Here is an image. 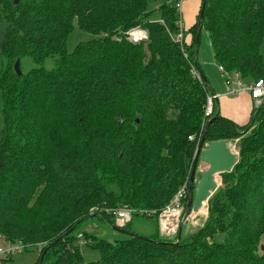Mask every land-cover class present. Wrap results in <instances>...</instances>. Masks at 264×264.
<instances>
[{
    "label": "trees",
    "instance_id": "trees-1",
    "mask_svg": "<svg viewBox=\"0 0 264 264\" xmlns=\"http://www.w3.org/2000/svg\"><path fill=\"white\" fill-rule=\"evenodd\" d=\"M13 1L0 0V239L43 245L36 264H264V104L248 125L219 115L205 134L217 107L206 120L211 88L197 61L205 31L219 67L244 83L264 79V0H202L183 45L173 0L158 7V20L152 0ZM75 23L94 38L69 54ZM138 27L148 31L146 45L126 39ZM25 59L35 67L24 71ZM204 135L205 143L237 140L239 157L221 175L203 227L185 234L183 225L177 242L161 236L155 216L156 232L142 238L85 234L101 255L85 263L77 228L90 209L160 212L190 179Z\"/></svg>",
    "mask_w": 264,
    "mask_h": 264
},
{
    "label": "built area",
    "instance_id": "built-area-1",
    "mask_svg": "<svg viewBox=\"0 0 264 264\" xmlns=\"http://www.w3.org/2000/svg\"><path fill=\"white\" fill-rule=\"evenodd\" d=\"M186 1L188 0H173L175 9L180 17V21L178 23L180 31L175 37V40L181 45H183L184 41L182 10ZM126 39L134 44L146 43L149 39L148 31L141 28H135L126 34ZM185 57L187 58L186 54ZM219 71L225 78V84L228 89V95L235 97L241 92H248L255 103V109L260 108L264 104V79H260L252 83H244L238 73L228 74L223 67H219ZM191 72L194 78L198 79L199 81L202 80L200 72L194 66H192ZM216 99L217 96L213 94L209 95L208 97L204 114L206 120L209 119L213 114V106ZM190 139L193 140V138ZM235 145L237 147V142L235 143ZM233 152L238 154V152H236L235 150H233ZM188 191L189 178L178 189L170 203L166 207H164L160 212H156L153 210L136 211L131 207L123 206L114 209H104L103 211H101L100 214L105 213L109 216H112L116 224L120 228H123L127 224L131 223L135 215L148 218H154L155 216H157L161 236L164 238L175 239L178 236V233L180 229H182L183 225H188L189 223L194 224V222L191 220L193 216H191L187 220H184L185 207L188 199ZM78 238H82V235L79 234ZM26 248L28 247L21 244L20 242L15 244L8 243L6 247H0V261L6 258H11L14 254L21 253Z\"/></svg>",
    "mask_w": 264,
    "mask_h": 264
},
{
    "label": "rangeland",
    "instance_id": "rangeland-1",
    "mask_svg": "<svg viewBox=\"0 0 264 264\" xmlns=\"http://www.w3.org/2000/svg\"><path fill=\"white\" fill-rule=\"evenodd\" d=\"M168 3L171 4V0H152V3L150 4V8L154 10V13L151 16V19L152 20L160 19L161 13L160 11H157V9L162 4H168ZM184 20L182 18L183 24L185 23ZM5 33H6V24L4 22H0V76H1L2 68H3L2 46L5 40ZM204 34H205L204 31H202L200 36ZM93 38L94 36L91 33L81 30L75 23L74 30L70 34L68 41H67V52L71 54L75 50L77 45L83 42H88L92 40ZM146 43H143V44L146 45ZM260 53L264 57V42L262 46L260 47ZM33 65L34 64L30 60L25 59L24 60V71H28L30 68L35 67V65L34 66ZM44 67L49 70L53 69L55 67V61L53 59H48L46 63L44 64ZM3 126H4V117L2 114V97L0 93V138L2 137V134H3ZM229 142H230V147L236 152H238V149L235 145L237 140L235 141L229 140ZM199 179L200 178L197 175L196 181H198ZM123 206L126 207L128 205H122L119 207H123ZM104 209L106 208H100V207L91 208L89 211V218L85 220L84 222H82L77 228V231L82 235V238H79L78 246L80 247L85 263L97 262L101 258L99 251L94 250L87 245L85 234L92 235L99 239H103V240H107L111 242L124 239V236L122 234L115 232L110 226V225H115L119 227L116 224L115 220L111 219V221H114V224H111L105 221L104 219L96 216L100 214L101 211H103ZM185 210H186V207H185ZM207 216H208V203L206 204L205 208H203L200 211L199 214L193 215V217L191 218V220L194 222V225L192 223H189L191 225L190 232L194 233V232H197L199 229H201L203 225L205 224ZM129 224H131L130 229L133 231V233H136L141 236L143 235L149 236L153 232L154 233L156 232V219L155 218H148V217H142V216L135 215L133 217L132 223H129ZM190 232H188V234ZM260 246L264 247V234L260 237ZM0 247H6V242L0 241ZM41 248L42 246L28 247L25 250H23L21 253L14 254L12 256L11 263L12 264H36L39 258V253L41 251Z\"/></svg>",
    "mask_w": 264,
    "mask_h": 264
},
{
    "label": "water",
    "instance_id": "water-1",
    "mask_svg": "<svg viewBox=\"0 0 264 264\" xmlns=\"http://www.w3.org/2000/svg\"><path fill=\"white\" fill-rule=\"evenodd\" d=\"M20 1L21 0H14L13 2L16 5ZM203 14L204 11L202 9L199 17L200 22L203 19ZM14 70L17 75H22V72L20 70V60L16 61ZM218 116L219 112H217L215 117H213L206 123L205 134L209 125L212 124L218 118ZM238 157V154L233 152V150L231 149L229 140H220L205 143L204 135L197 147L194 157L193 167L189 179V191L186 210L184 213V220H187L193 215L199 214L200 211L205 208L209 199L221 186V175L224 173H230L233 170V168L237 164ZM199 171L201 172V177L198 181H196V176ZM110 226L115 232H118L122 235L132 238H142L141 236L129 232L124 228H120L115 225ZM190 229L191 225L188 224L185 229V234H188ZM70 232L65 235H68ZM181 235L182 229H180L178 233L177 242L180 241ZM64 236H62L60 239H62ZM171 239L173 240L174 238ZM261 250L264 251V247H261ZM39 264H42V260Z\"/></svg>",
    "mask_w": 264,
    "mask_h": 264
},
{
    "label": "crops",
    "instance_id": "crops-1",
    "mask_svg": "<svg viewBox=\"0 0 264 264\" xmlns=\"http://www.w3.org/2000/svg\"><path fill=\"white\" fill-rule=\"evenodd\" d=\"M201 4L202 0H188L185 2L182 10L183 20L185 18V23L183 24L184 30L188 31L195 24ZM204 33V35L200 36L197 61L202 74L211 88V94L217 96L215 100L217 112L223 118L232 121L236 126L244 127L250 123L254 115L255 103L248 92H241L235 97L228 95L225 78L219 71L210 38L205 31ZM186 38L188 42H191V35H187ZM200 174L201 172L199 171L197 174L199 178L201 177ZM0 241L4 240L0 239Z\"/></svg>",
    "mask_w": 264,
    "mask_h": 264
}]
</instances>
